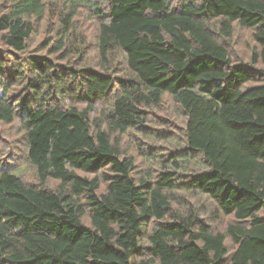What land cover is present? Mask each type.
I'll list each match as a JSON object with an SVG mask.
<instances>
[{
	"label": "trees",
	"instance_id": "1",
	"mask_svg": "<svg viewBox=\"0 0 264 264\" xmlns=\"http://www.w3.org/2000/svg\"><path fill=\"white\" fill-rule=\"evenodd\" d=\"M14 123L37 183L0 169V264H264V0H0ZM128 131L159 159L151 182Z\"/></svg>",
	"mask_w": 264,
	"mask_h": 264
},
{
	"label": "rangeland",
	"instance_id": "2",
	"mask_svg": "<svg viewBox=\"0 0 264 264\" xmlns=\"http://www.w3.org/2000/svg\"><path fill=\"white\" fill-rule=\"evenodd\" d=\"M43 27L44 25H41V27L38 26V28ZM40 33H43V31ZM249 36V32L236 30L232 42L229 43L230 45L228 44L229 48L232 49L231 52L234 54V59L244 61L250 60V55L254 48ZM93 62L94 64L96 63L95 59ZM177 109L176 104L170 97H165L163 99L161 115L165 117L166 120L164 121L171 126L170 129L172 128L176 133L175 138L180 143L178 135L180 136L182 118ZM159 119H161V117H159ZM114 136L119 137L121 140V156L131 158L134 161L135 173L137 172L139 177L146 176L149 182L153 181L158 175L159 159L152 156L154 152L151 151L144 136H140L139 133L135 131H128L121 136L115 134ZM20 138L21 135L18 134L17 123L11 126L0 125V169L11 168L15 170L26 183L34 185L37 183L36 172L26 160V155H24L19 140ZM149 154H151V156ZM79 175L92 178L82 173H79ZM45 187L48 190L56 191L60 187V183L58 181L49 180ZM227 222L228 220H221V222L217 224L220 228H223ZM83 224H87L86 218L83 219Z\"/></svg>",
	"mask_w": 264,
	"mask_h": 264
},
{
	"label": "bare ground",
	"instance_id": "3",
	"mask_svg": "<svg viewBox=\"0 0 264 264\" xmlns=\"http://www.w3.org/2000/svg\"><path fill=\"white\" fill-rule=\"evenodd\" d=\"M137 173V172H136ZM141 177V176H140ZM167 219V218H166ZM113 226V225H112Z\"/></svg>",
	"mask_w": 264,
	"mask_h": 264
}]
</instances>
